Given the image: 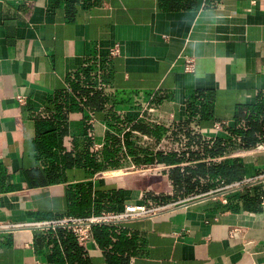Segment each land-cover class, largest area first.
Segmentation results:
<instances>
[{
    "label": "crops",
    "instance_id": "0c3cea01",
    "mask_svg": "<svg viewBox=\"0 0 264 264\" xmlns=\"http://www.w3.org/2000/svg\"><path fill=\"white\" fill-rule=\"evenodd\" d=\"M197 89L213 116L188 115ZM261 94L264 0H0V222L169 204L225 182L179 186L173 171L201 161L262 172L264 141L204 154ZM146 104L167 122H150ZM162 139L177 149H156ZM263 198L260 181L96 224L85 245L67 228L0 230V264H264Z\"/></svg>",
    "mask_w": 264,
    "mask_h": 264
},
{
    "label": "built area",
    "instance_id": "2783aa9c",
    "mask_svg": "<svg viewBox=\"0 0 264 264\" xmlns=\"http://www.w3.org/2000/svg\"><path fill=\"white\" fill-rule=\"evenodd\" d=\"M117 52V48L112 46L109 48L108 53L114 54ZM187 65H191V60H186ZM19 102L25 101V96L17 95L16 96ZM142 113L145 114L146 118L150 122L156 124L166 123L167 117L164 116L161 112H158L156 107L152 104H146L141 108ZM141 113V116L144 114ZM226 125L225 121H217L213 124V127L216 129H221ZM102 146V143L94 144V149L97 150ZM260 146H264L260 144ZM156 149L159 150H171L177 149V146L174 144L168 143L167 139H162L160 142L155 144ZM151 167V166H150ZM150 167L148 169H150ZM264 181V171L252 174L250 176H245L241 179L231 181V182H221L218 186L205 190L203 192H197L192 195L185 196L175 202L169 204L161 205H151L146 204H129L126 203L123 205L121 210H101L98 212L91 213L86 216H75V215H62L55 218L48 219H39V220H27L21 222H0V230H16V229H35V230H57L58 228H67L71 230L75 236L78 243L85 245L89 241H92V227L96 224H109L117 223L124 220L139 218L146 215H153L161 210L177 207L189 203L191 201L203 198V197H223L225 198L226 194L247 190L253 184ZM264 203V198L262 199ZM262 227L264 228V218L262 220ZM241 230L239 226H233L229 230V235H233L236 231ZM29 245V243H26Z\"/></svg>",
    "mask_w": 264,
    "mask_h": 264
},
{
    "label": "trees",
    "instance_id": "16d2710c",
    "mask_svg": "<svg viewBox=\"0 0 264 264\" xmlns=\"http://www.w3.org/2000/svg\"><path fill=\"white\" fill-rule=\"evenodd\" d=\"M211 99L210 92L202 89L195 90L186 101L188 115L190 117L200 116L201 118L213 116ZM232 118L234 123L232 126H226L225 129L234 138L212 139L209 145H204L205 155L213 158L235 148L249 149L264 141L262 136L264 134V95L258 96L257 102L253 104H239L236 106ZM200 175L218 177L225 182H230L244 175V167L238 158H233L219 162L212 160L210 163L201 161L195 166L189 167L184 174L177 170L172 173L173 179L177 181L179 186H182L183 183L187 184L190 177Z\"/></svg>",
    "mask_w": 264,
    "mask_h": 264
}]
</instances>
